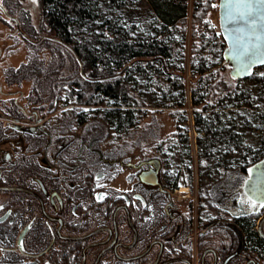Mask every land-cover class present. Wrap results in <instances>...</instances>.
I'll list each match as a JSON object with an SVG mask.
<instances>
[{
	"label": "flooded vegetation",
	"instance_id": "af4514ba",
	"mask_svg": "<svg viewBox=\"0 0 264 264\" xmlns=\"http://www.w3.org/2000/svg\"><path fill=\"white\" fill-rule=\"evenodd\" d=\"M17 84L3 98L0 81V264H264L251 165H207L216 176L181 194L190 179L177 166L105 148L109 133L66 131L47 97Z\"/></svg>",
	"mask_w": 264,
	"mask_h": 264
},
{
	"label": "trees",
	"instance_id": "16d2710c",
	"mask_svg": "<svg viewBox=\"0 0 264 264\" xmlns=\"http://www.w3.org/2000/svg\"><path fill=\"white\" fill-rule=\"evenodd\" d=\"M213 1L193 0L192 15L189 18V0H147L151 10L149 16L144 21L132 24L135 16L126 12L125 0H39L40 13L45 23L43 30L47 34L35 42L57 45L55 49L59 57H62L65 50L78 68V79L69 83L73 85L68 91L71 102L76 106L96 105L104 108L102 121L94 119L91 126L90 119L84 113H79L78 109L60 114L57 119L63 120L66 131L72 130L76 122L87 124L84 131L89 134L104 132L102 135H106L117 130L123 135L124 131L136 128L138 123L131 106L137 102L133 92L140 83L147 85L155 95L154 98L168 101L166 106L182 107L186 92V63L181 55L185 56L188 24L208 25L205 17L213 10ZM136 25L140 29H136ZM211 44L206 39L200 44H194L195 50L191 52L193 68H196L199 58L205 55V49ZM219 45L221 48L224 43ZM222 51L223 48L219 50L220 58ZM40 65L37 61L24 63L16 74L18 78L23 75L38 79L42 74ZM262 67L255 68L248 78H232V81L221 82L216 80L215 71L208 72L210 67L195 69L199 78L192 89L193 104H204L205 108V112L196 111L194 114L198 130L214 132L216 136L213 124L217 123L218 140L234 139L239 148L244 146V132L240 130L233 137L228 134L230 129L224 127L228 118L234 116L233 125L240 129L242 119H249L253 125L264 130V104H256L257 100L264 101V74L258 75ZM246 81L252 82L254 86L246 87L242 84ZM52 82L50 79V85ZM39 85L38 88H42L41 91L38 89L41 95L45 94L47 86L41 80ZM212 96L215 98L213 101ZM49 105H54L50 108L52 110L56 102L51 100ZM109 106L112 107L107 108ZM121 106L127 108L122 110ZM249 107L251 109L247 111ZM232 109L234 113L230 114L229 110ZM211 110L214 111L211 113ZM203 114L206 115L205 119ZM212 117H218V120L211 123ZM200 122H203V126L199 125ZM134 134L135 131L126 136L132 138ZM263 148H248L224 161L220 157L219 163L250 165L264 157Z\"/></svg>",
	"mask_w": 264,
	"mask_h": 264
},
{
	"label": "rangeland",
	"instance_id": "374dc122",
	"mask_svg": "<svg viewBox=\"0 0 264 264\" xmlns=\"http://www.w3.org/2000/svg\"><path fill=\"white\" fill-rule=\"evenodd\" d=\"M2 1L7 6L8 12L19 17L23 31L28 33L27 35L30 39L24 37L22 32L18 31L17 24L13 19H10L3 11L0 12V81L3 87V89H1L3 95L1 96L3 98L10 97L9 93L12 87L9 88L7 80L12 81L14 79L18 82V86L16 87L21 88L24 97L31 96V94H33L31 97H47L49 99L47 102L49 108L54 106L49 105L51 100L56 102V107L50 110V113L62 114L65 111L78 109L80 110L79 113H84L85 117L90 119V126L93 125L94 119L102 121L103 107L96 105L76 106L74 102H71L68 91L73 85L69 83L78 79L79 74L77 72L78 68L68 56V53L64 50V52H62V57H59L57 49H55L57 45H53L52 43L50 45L48 42L41 44L35 42V40L47 34L43 30L45 23L40 13L39 0ZM125 1L126 12L135 16L134 19L131 18L133 19L131 22L132 24L138 23L141 20H146V17L149 16L151 12L147 0ZM7 2H9V4ZM189 7L190 18L192 15L193 0H189ZM205 19L209 22L208 25L199 23L194 24L192 22L188 24V33L184 45L185 56L181 55V58L183 57L186 63L184 73L186 77V92L182 107L174 105L173 107L166 106L169 103L168 101L162 100L161 98H154L155 95L149 90L147 85L140 83L137 90L133 92L137 102L134 103V106H131L132 111L135 112L138 126L124 131L125 135L120 134L117 130L110 131L106 143L103 144L105 148H127L129 149V154L136 158L138 154L140 157L144 156L146 158L158 156L163 160L164 165L177 166L176 169L179 173L190 179L188 183L183 185V187L189 185L190 190L184 189L180 193L191 194V196H194V190L192 188L193 180L191 181V179H195L194 181L196 183L197 179L208 177L210 171L214 173L212 175L216 176V168L215 170L211 167L207 168V165H223L219 163L221 161L220 157H222L224 161L225 159L233 157L236 152L246 151L248 148L252 147H254V149L264 147V130L253 125V121L249 119H242L241 129L239 126L233 125L235 121L234 116L228 118V122L224 124V127L230 129L227 133L232 137L238 134L240 130L244 132L245 140L243 148L237 147L234 139L226 141L218 140L217 127H219V125L217 126V123H214V120H218V117L211 118L213 120L211 123H214L213 131H215L216 136H214V132H207V130L199 131L197 128L194 114L196 111L205 112V108L204 104H193L192 89L197 85V80L199 78V75L195 74V69L199 70L210 67L207 69L208 72L215 71V78L220 82L223 80L232 81L233 78L230 75V67L223 57L226 43L220 30L219 0L213 1V10L206 15ZM136 29H140V26L138 27L136 25ZM204 39L209 40L212 44L205 49V55L199 58L196 68H193L191 52L195 50L194 44H200ZM220 43H224L221 48L219 45ZM216 44H218V47ZM222 48V57L220 58L218 54L220 53L219 50ZM36 61L39 62V65L41 64L40 66L42 67V74L40 75L41 77L38 76V79L27 78L26 76L25 78L23 75L19 76L21 78L16 79L11 77V71H17L24 63H34ZM49 73H51V75ZM260 74H264V66L259 69L258 75ZM50 79L53 81L52 85L49 83ZM39 80L42 81L44 86H47L45 94L42 95L40 93L42 88H38V86H40ZM242 84L246 87L250 85L254 86L250 81L242 82ZM38 89H40V91ZM13 90L15 89L12 88V91ZM213 97L214 96L211 97L212 101L215 99ZM263 102L264 101L258 102L257 100L256 104H264ZM110 107L112 106L107 108ZM126 108V106H121L122 110ZM209 109L213 108L210 107ZM249 109L251 108H247V111H249ZM213 111L214 110H211V113ZM229 111H231L230 114L234 113L233 109ZM205 116L206 115L203 114V119H205ZM199 125L203 126V122H200ZM84 126L86 127L87 124L81 123L80 125H74L75 129L82 132L84 131ZM134 131V137L131 138L126 136ZM97 134L104 136L102 135L104 132ZM91 135H94V133ZM111 141H113V143ZM249 161H251V156H249ZM187 166L192 167L189 168L190 174L189 170H187Z\"/></svg>",
	"mask_w": 264,
	"mask_h": 264
},
{
	"label": "water",
	"instance_id": "95a60500",
	"mask_svg": "<svg viewBox=\"0 0 264 264\" xmlns=\"http://www.w3.org/2000/svg\"><path fill=\"white\" fill-rule=\"evenodd\" d=\"M0 6L4 7L1 0ZM219 21L226 43L223 57L230 75L234 79L250 77L255 68L264 66V3L219 0ZM241 48L248 49L247 55H239ZM250 165L244 192L254 202H264V157ZM260 233L264 236L261 228Z\"/></svg>",
	"mask_w": 264,
	"mask_h": 264
},
{
	"label": "snow or ice",
	"instance_id": "6c2138e0",
	"mask_svg": "<svg viewBox=\"0 0 264 264\" xmlns=\"http://www.w3.org/2000/svg\"><path fill=\"white\" fill-rule=\"evenodd\" d=\"M245 2H248V0H245ZM260 3H264V0H260ZM249 14H251V11H249ZM248 53V49L247 48H241L239 51V55L240 56H245Z\"/></svg>",
	"mask_w": 264,
	"mask_h": 264
}]
</instances>
